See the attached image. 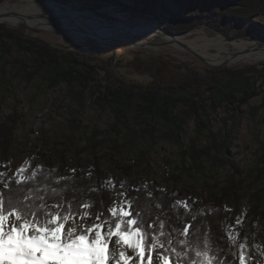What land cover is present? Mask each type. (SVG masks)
Instances as JSON below:
<instances>
[{"label": "rangeland", "instance_id": "rangeland-1", "mask_svg": "<svg viewBox=\"0 0 264 264\" xmlns=\"http://www.w3.org/2000/svg\"><path fill=\"white\" fill-rule=\"evenodd\" d=\"M46 1L78 11L93 10L126 27L158 24L171 35L202 28L211 35L251 40L264 47V14L256 12L240 19L238 15L244 13L239 12L244 11L239 7L225 12L238 16L226 24L215 21L216 25L204 23L180 32L169 13L156 17L129 9L136 0H117L116 4L104 0ZM168 2L173 12L180 9L174 1ZM1 24L46 45L30 48L7 39L0 45V118L11 112L22 114L7 157L0 155L8 176L24 179L37 166L57 163L67 170L97 164L101 178L115 184L114 188L107 186L114 199L122 200L120 183L125 176L116 166L132 164L129 176L181 192L180 200L186 201L188 197H209L238 169L242 173L238 176L244 179V197L233 218L244 217L252 193L264 192V60L208 67L187 50L155 49L151 44L158 40L126 32L98 41L86 34L67 36L25 24ZM115 53L119 57L108 62ZM127 54L155 60L150 68L134 69L122 59ZM249 66L257 70L249 72L257 94L244 103L238 100L240 78L222 86L223 92L234 90L231 100L217 93L194 94L174 87L193 72L206 76V68ZM152 83L170 89L167 94L159 92L161 105L156 112L157 100L145 91ZM213 142L215 148L209 156L193 152ZM25 161H30V166L17 175ZM260 211L263 215L255 223L254 234H248L258 256L250 264H264V197ZM160 251L152 254V264H165L159 259Z\"/></svg>", "mask_w": 264, "mask_h": 264}, {"label": "trees", "instance_id": "trees-1", "mask_svg": "<svg viewBox=\"0 0 264 264\" xmlns=\"http://www.w3.org/2000/svg\"><path fill=\"white\" fill-rule=\"evenodd\" d=\"M54 1L62 2L61 0ZM104 1L109 4H116V2H118L117 0ZM168 1L169 0H136L135 4L129 5L128 8L143 14L152 13L153 15H156V17H162L163 15L169 13V19L176 21L178 30L180 32L200 26L204 23H213L216 25L214 22L219 21L220 23L222 22L226 24L227 21L235 20L238 16H241L240 19H243L256 12H261L264 14V0H170V2L174 1V3L179 6L180 9L177 12L170 10ZM138 6H140V8ZM232 6L239 7V11H244L239 13L244 14L237 16L233 13H225ZM182 12H185L188 16H182ZM4 39L15 41L21 45H27L30 48H46L45 43H39L38 38L24 35V33L18 29H12L1 24L0 45L3 44ZM117 57H119V54L111 55L108 62H111L113 58ZM122 59L123 61L125 60L126 66H131L134 69H140L141 66L142 68H150L151 64H153V61L155 60V58H139L138 56L130 57L128 54L126 56L122 55ZM205 71L208 73L204 77L200 76L196 71L193 72L192 75L181 78V80L177 81L176 85L174 86L175 89L180 92L193 91L194 94H203L206 92L212 94L217 93L221 94L225 99L231 100L233 96H235L234 90H231L230 92H223L222 86L223 84L232 85L235 83V78H240V81L242 82L241 87L239 88L240 97L238 98L240 103L246 102L248 99L257 94L254 81H252L250 79L251 77L249 76V72H257L256 68L253 66L244 67L241 69L233 68L213 70L206 68ZM153 85V83L152 85H149L148 89H145V91L150 92L153 96L152 98L157 100L154 104L155 107L153 108V112H156L161 105L159 101V92L167 94L168 90L170 89L166 90L160 85ZM170 98L171 97H169V99ZM21 117V113L11 112L0 118V155L3 158L7 157L10 147L14 143L16 129ZM227 137H229L228 134ZM227 142L228 139L225 138V146L228 145ZM214 148L215 142L199 149H193V152L197 156H209L210 152ZM116 167L125 176L122 180L126 182L123 190L128 192L129 197H139V199L136 201L135 207L138 210H143L146 208V206L151 209L150 211H143V216L145 220H150L157 223V232H159L160 221H164L172 227L178 226L175 213L169 207V205L174 204L176 201H181V192H178L174 189L158 188L154 185L145 183L143 180L132 178L129 176L130 171L133 168L132 164H119ZM98 168L99 165L97 164L94 168H92L89 164H84L83 167L77 166L75 168V173H73L72 171L65 169L59 163H57L55 166L45 165L42 166L44 171L38 172L37 176L34 178L31 177V173H26V176L23 180L29 182L27 184H22L20 186V190L22 191L24 187H36L38 183L40 188H50L52 181L58 179L59 177L74 176L76 183L75 185H70L68 187L65 195L72 202L74 208H78V205L83 201H94L95 207L92 208L91 211L95 215L98 211H106V209L112 205L113 200H115L112 192L107 186L100 188V184L104 181V179L99 175ZM83 169L86 171H83ZM51 170H55V172L51 173ZM235 171V174H232L230 177H228L223 185L218 188V191L211 193L209 197H188L186 199V202L191 208V211L187 213L189 220L192 219V216L197 211L201 213L196 218L197 226L202 228V231L206 237V239H201V243H210L212 249H218V252L213 253L217 258V264H240L241 251L244 254V264H250V261L253 258H258L253 245L250 243L251 240L248 238V234H254L256 228L255 223L260 217L262 218L263 213L260 211V207L264 197V192L258 190L248 197V209L244 214V217H242V223L237 224V218H233V216L237 213L240 201L244 197L242 194L244 191V179L238 176L242 174L241 171L238 169ZM0 172L5 173V178H0V182L3 183V186L0 189H3L4 185L8 183L9 180H16V178L8 176L7 166L1 161ZM89 174L91 175L90 180L88 179ZM45 180L48 181L47 185L44 183ZM142 185L146 186L147 191L152 192L153 199L150 203L145 200L147 192L143 188H141L139 192L132 190L133 186L139 187ZM73 187L77 189L76 192L72 191ZM91 187H96L100 190L98 192H89V188ZM15 189H17V185L12 183L10 188L5 190L6 201L8 199V195L11 194L12 190ZM156 189H163V192L156 191ZM73 197H75V199H73ZM102 201L103 203H101ZM56 202L57 201L54 199H49L47 201L49 205ZM156 203L163 204L164 209H156ZM165 212L167 215H165ZM179 213L181 216H184L186 214L185 209L183 207H179ZM229 233H231V240L228 238ZM178 236L179 238H183L182 234H178ZM233 240L235 243H233ZM174 243H176V241H174ZM240 244L244 245L243 249L240 248ZM177 246L179 247L178 243ZM165 247H168L166 241ZM165 254L169 255L171 254V251L168 250V252ZM171 255V262L175 263L176 258L174 254ZM190 255L192 256V259H195L194 252L190 253ZM180 264H191V261L186 255L181 259Z\"/></svg>", "mask_w": 264, "mask_h": 264}, {"label": "snow or ice", "instance_id": "snow-or-ice-1", "mask_svg": "<svg viewBox=\"0 0 264 264\" xmlns=\"http://www.w3.org/2000/svg\"><path fill=\"white\" fill-rule=\"evenodd\" d=\"M27 166H30V161L24 162L17 175L24 173ZM43 171L41 166H37L31 177ZM70 171L75 173L76 170ZM54 172L51 170V173ZM0 178H5V173L0 172ZM88 179H91L90 174ZM28 182L23 179L9 180L0 189V264H128L133 260V256L127 254L129 249L135 257L140 258L141 264L145 253L147 264H152V254L156 249L161 250L159 259L165 264L172 260L171 254L176 258L175 264H180L186 255L191 264H217L213 253L218 249H212L210 243H201L202 238L206 239L202 228L196 224V218L201 213L197 211L189 220L187 213L191 208L186 201L169 205L178 226L172 227L160 221L157 232V223L145 220L143 216V211L151 209L146 206L138 210L135 205L139 197H129L127 191L119 193L122 200H113L106 211H98L94 215L91 211L95 207L94 201H83L78 208H74L65 195L68 187L76 183L74 176L59 177L52 181L50 188H40L38 183L36 187H24L21 191L20 186ZM12 183L17 185V189L12 190L6 201L5 190ZM44 183L47 185L48 181ZM108 185L115 187L109 179L101 182L100 188ZM125 185L126 182L122 181L121 188ZM141 188L147 192L145 200L150 203L153 195L146 186H133L132 190L139 192ZM99 190L89 188V192ZM72 191L76 192L77 189L73 187ZM156 191L163 192V189ZM49 199L57 202L49 205ZM179 207L185 209L184 216L180 215ZM155 208L163 210L164 206L156 203ZM236 223H242V218L237 217ZM178 234H182L183 238H179ZM228 238L232 239L231 233ZM165 241L168 247H165ZM240 248L243 249L244 245L240 244ZM169 249L171 254L166 255ZM193 252L195 259L190 255ZM240 264H244L242 251Z\"/></svg>", "mask_w": 264, "mask_h": 264}, {"label": "bare ground", "instance_id": "bare-ground-1", "mask_svg": "<svg viewBox=\"0 0 264 264\" xmlns=\"http://www.w3.org/2000/svg\"><path fill=\"white\" fill-rule=\"evenodd\" d=\"M0 22L10 26L25 24L29 27L61 32L67 36L86 34L98 41L126 32L131 36L158 40L151 44L155 49L187 50L201 56L212 65L264 60V47L255 41L227 39L221 35H211L202 28L171 35L158 24L144 23L136 27H126L121 23H110L92 13L61 7L46 0L15 2L7 0L0 4ZM116 251L118 255L119 248ZM127 254L133 256V260L128 264H141L140 258L135 257L130 249L127 250Z\"/></svg>", "mask_w": 264, "mask_h": 264}, {"label": "water", "instance_id": "water-1", "mask_svg": "<svg viewBox=\"0 0 264 264\" xmlns=\"http://www.w3.org/2000/svg\"><path fill=\"white\" fill-rule=\"evenodd\" d=\"M58 3H59V2H58ZM90 11H91L92 15H94V16H96V17H97V15H99V14L96 15V13H95L93 10H90ZM99 16H100V15H99ZM99 18L108 21V19H106L105 16H100ZM108 22H109V21H108ZM110 23H111V22H110ZM34 28H36V27H34ZM113 38L116 39L117 37H113ZM191 53L194 54L199 60H201V61H202L205 65H207L208 67H218V65H212V64L208 63V62L205 61L201 56H199V55H197V54H195V53H193V52H191Z\"/></svg>", "mask_w": 264, "mask_h": 264}]
</instances>
